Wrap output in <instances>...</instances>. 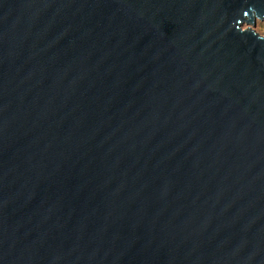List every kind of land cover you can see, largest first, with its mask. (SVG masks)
I'll return each instance as SVG.
<instances>
[{
    "label": "water",
    "instance_id": "1",
    "mask_svg": "<svg viewBox=\"0 0 264 264\" xmlns=\"http://www.w3.org/2000/svg\"><path fill=\"white\" fill-rule=\"evenodd\" d=\"M256 19L0 0V264H264Z\"/></svg>",
    "mask_w": 264,
    "mask_h": 264
},
{
    "label": "rangeland",
    "instance_id": "2",
    "mask_svg": "<svg viewBox=\"0 0 264 264\" xmlns=\"http://www.w3.org/2000/svg\"><path fill=\"white\" fill-rule=\"evenodd\" d=\"M246 25L243 24L242 27H245ZM254 29L260 33V34H264V21L256 19V24L254 26Z\"/></svg>",
    "mask_w": 264,
    "mask_h": 264
}]
</instances>
